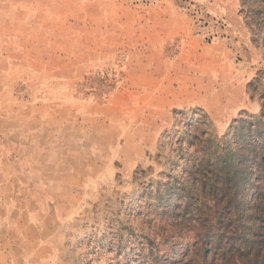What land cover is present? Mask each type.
Segmentation results:
<instances>
[{
  "label": "rangeland",
  "instance_id": "1",
  "mask_svg": "<svg viewBox=\"0 0 264 264\" xmlns=\"http://www.w3.org/2000/svg\"><path fill=\"white\" fill-rule=\"evenodd\" d=\"M257 116L264 0H0V264H231L164 191Z\"/></svg>",
  "mask_w": 264,
  "mask_h": 264
},
{
  "label": "trees",
  "instance_id": "2",
  "mask_svg": "<svg viewBox=\"0 0 264 264\" xmlns=\"http://www.w3.org/2000/svg\"><path fill=\"white\" fill-rule=\"evenodd\" d=\"M235 122L231 138L194 135L197 149L184 166L186 176L168 183L164 193L181 199L170 206V220L197 232L196 246H206L204 252L213 247L231 264H264V204L253 205L252 214L241 208L254 180L264 182V144L249 137L260 139L264 123L258 116Z\"/></svg>",
  "mask_w": 264,
  "mask_h": 264
},
{
  "label": "crops",
  "instance_id": "3",
  "mask_svg": "<svg viewBox=\"0 0 264 264\" xmlns=\"http://www.w3.org/2000/svg\"><path fill=\"white\" fill-rule=\"evenodd\" d=\"M35 212L36 210L32 209V211H29L28 213L26 212L25 214L21 215V221H22L23 226L24 225L26 226L25 220H26V223H28V225L41 224V220L35 216ZM41 237H43V235L38 233V235L35 236V240L40 239Z\"/></svg>",
  "mask_w": 264,
  "mask_h": 264
}]
</instances>
